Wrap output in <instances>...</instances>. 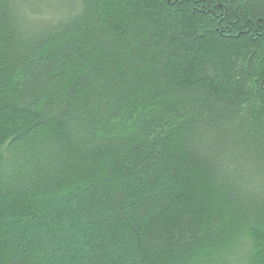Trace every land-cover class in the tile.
Returning <instances> with one entry per match:
<instances>
[{
  "label": "trees",
  "instance_id": "16d2710c",
  "mask_svg": "<svg viewBox=\"0 0 264 264\" xmlns=\"http://www.w3.org/2000/svg\"><path fill=\"white\" fill-rule=\"evenodd\" d=\"M0 264H264V0H0Z\"/></svg>",
  "mask_w": 264,
  "mask_h": 264
},
{
  "label": "rangeland",
  "instance_id": "374dc122",
  "mask_svg": "<svg viewBox=\"0 0 264 264\" xmlns=\"http://www.w3.org/2000/svg\"><path fill=\"white\" fill-rule=\"evenodd\" d=\"M51 3L55 4L57 0H49Z\"/></svg>",
  "mask_w": 264,
  "mask_h": 264
}]
</instances>
